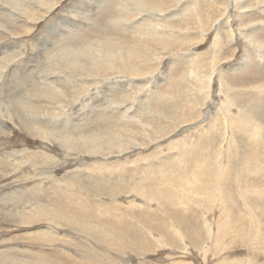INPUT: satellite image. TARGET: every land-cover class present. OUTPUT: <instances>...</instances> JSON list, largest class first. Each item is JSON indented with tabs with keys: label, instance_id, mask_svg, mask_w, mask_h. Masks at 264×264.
Returning a JSON list of instances; mask_svg holds the SVG:
<instances>
[{
	"label": "rangeland",
	"instance_id": "rangeland-1",
	"mask_svg": "<svg viewBox=\"0 0 264 264\" xmlns=\"http://www.w3.org/2000/svg\"><path fill=\"white\" fill-rule=\"evenodd\" d=\"M103 1L0 0V264H264V0Z\"/></svg>",
	"mask_w": 264,
	"mask_h": 264
},
{
	"label": "bare ground",
	"instance_id": "bare-ground-1",
	"mask_svg": "<svg viewBox=\"0 0 264 264\" xmlns=\"http://www.w3.org/2000/svg\"><path fill=\"white\" fill-rule=\"evenodd\" d=\"M103 3H104V1L102 0V3H101V4H103ZM97 7H98V4H97ZM33 45H34V44H33ZM35 46H36V45H35ZM53 48H54V47H53ZM40 49H41V47H40ZM46 50H47V49H46ZM65 56H67L66 53H65ZM70 56H74V55H70V54H69V57H70ZM65 58H66V57H65ZM73 58H75V56H74ZM75 60H76V59H75ZM95 60H96V59H95ZM58 61H59V60H58ZM74 63H75V62H74ZM91 63H92V65H93V67H91V68H94V67L97 65V63H96L95 61H94V62H91ZM67 64H69V63H67ZM74 65H75V64H74ZM74 65H73V66H74ZM137 218H138V217H137ZM87 229L90 230L91 228L88 227ZM152 229L156 230V228H153V227H152ZM127 239H128V241H129V243H130L131 246H135V244H134V242L132 241V239H130L128 236H127Z\"/></svg>",
	"mask_w": 264,
	"mask_h": 264
}]
</instances>
